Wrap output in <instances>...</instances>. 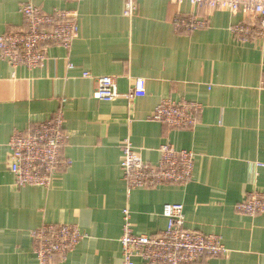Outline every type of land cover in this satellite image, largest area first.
<instances>
[{
    "label": "crops",
    "instance_id": "1",
    "mask_svg": "<svg viewBox=\"0 0 264 264\" xmlns=\"http://www.w3.org/2000/svg\"><path fill=\"white\" fill-rule=\"evenodd\" d=\"M23 3L77 11L80 30L70 51L50 48L35 71L0 59V264H39L31 232L45 223L75 225L86 236L65 263L50 264H123L124 211L135 234L156 237L167 229V204L183 205L186 228L220 236L230 252L201 264H264V214L235 210L252 191L264 194V42L240 43L230 31L245 15L209 13L188 0H138L132 19L124 0H0V35L24 29ZM192 13L208 15L210 28L177 33L175 19ZM103 76L117 79L121 96L110 103L93 98ZM135 79L146 89L131 105L122 95ZM165 100L201 104L196 129L150 120ZM62 107L72 165L49 190L15 188L13 134ZM126 140L151 165L164 145L192 151V182L128 193Z\"/></svg>",
    "mask_w": 264,
    "mask_h": 264
},
{
    "label": "built area",
    "instance_id": "2",
    "mask_svg": "<svg viewBox=\"0 0 264 264\" xmlns=\"http://www.w3.org/2000/svg\"><path fill=\"white\" fill-rule=\"evenodd\" d=\"M172 1L181 4L185 0ZM188 1L197 9L209 13L227 11L245 15L244 21L233 25L230 30L234 38L240 43L264 42V0ZM124 3V16L130 19L136 17L138 0H124ZM20 13L24 19V29L0 35L1 60L13 68L35 71L47 62L50 48L71 50L80 30L77 11L55 9L47 13L32 3H23ZM173 26L177 33H194L209 29L211 21L206 14L192 13L176 18ZM145 89L146 81L135 79L129 91L122 96L133 105L144 97ZM120 96L116 78H96L94 100L110 103ZM203 111L204 107L196 102L165 100L155 109L150 120L170 130L192 131L198 126V117ZM68 141L63 107L45 121L34 123L27 131H16L8 144L7 155L14 187L51 189L72 165L65 155ZM159 151L158 164L151 165L141 158L129 140L123 143L121 167L128 193L167 186L183 187L192 182L195 153L177 150L169 144ZM259 165L264 167V164ZM235 210L249 217L263 215L264 194L258 190L252 191L242 203L236 205ZM130 216V211L125 210L120 239L123 264H201L229 256L230 252L220 236L186 228L183 205L164 206L163 216L168 226L156 237L135 234ZM85 237L75 225L45 223L31 232L34 254L39 264H50L54 258L65 263Z\"/></svg>",
    "mask_w": 264,
    "mask_h": 264
}]
</instances>
